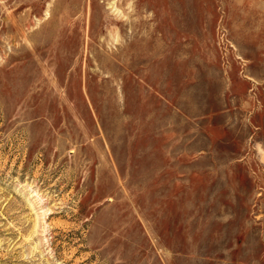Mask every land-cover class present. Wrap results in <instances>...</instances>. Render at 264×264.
<instances>
[{
    "label": "rangeland",
    "instance_id": "rangeland-1",
    "mask_svg": "<svg viewBox=\"0 0 264 264\" xmlns=\"http://www.w3.org/2000/svg\"><path fill=\"white\" fill-rule=\"evenodd\" d=\"M0 264H264V0H0Z\"/></svg>",
    "mask_w": 264,
    "mask_h": 264
},
{
    "label": "bare ground",
    "instance_id": "bare-ground-1",
    "mask_svg": "<svg viewBox=\"0 0 264 264\" xmlns=\"http://www.w3.org/2000/svg\"><path fill=\"white\" fill-rule=\"evenodd\" d=\"M35 195V194H34Z\"/></svg>",
    "mask_w": 264,
    "mask_h": 264
}]
</instances>
